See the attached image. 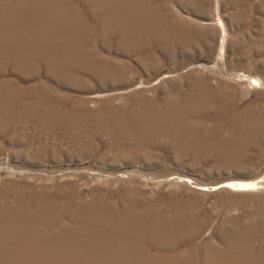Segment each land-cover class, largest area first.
<instances>
[{"label":"rangeland","instance_id":"obj_1","mask_svg":"<svg viewBox=\"0 0 264 264\" xmlns=\"http://www.w3.org/2000/svg\"><path fill=\"white\" fill-rule=\"evenodd\" d=\"M6 5L14 14L0 12V88L47 84L97 113H133L142 126L108 119L110 128L78 139L0 110L2 226L29 207L49 230L84 203L133 201L143 226L136 244L160 261L221 264L226 241L264 244V0H129L128 12L110 5L95 17L83 0ZM110 16L127 24L107 31L99 23ZM73 18L84 26L65 48L2 45L41 33L6 25L56 37ZM236 181L258 185H224Z\"/></svg>","mask_w":264,"mask_h":264},{"label":"bare ground","instance_id":"obj_2","mask_svg":"<svg viewBox=\"0 0 264 264\" xmlns=\"http://www.w3.org/2000/svg\"><path fill=\"white\" fill-rule=\"evenodd\" d=\"M83 1L91 5L94 17L97 12H100L105 6L107 9V6L110 5L122 4L123 9H126L127 12L130 10L129 0ZM9 10L10 7L7 8V5L0 8L1 14L8 20L14 14L13 12V14L9 13ZM77 13V11L74 12V14ZM73 20H77V22ZM127 21L124 18L116 19L110 16L102 19L99 24L107 31H112L125 26ZM81 26H84L82 18L64 21L58 35L52 37L54 34H47L46 28L43 26L33 28L23 25L16 28L6 25V31H16L21 35L33 30V32L41 33L29 42H23V39L12 42L1 41L2 45L10 48L16 45L20 47L25 45L35 49L42 45L44 50L48 48L58 50L59 45L68 46L70 40L76 39V31H79L78 28L81 29ZM0 28L4 31L2 25ZM57 29L59 30V28ZM19 62L23 61L19 60ZM252 80L256 81L253 78ZM27 93H31V96H28ZM88 104V100H77L70 96L60 97L51 88L49 89L47 84L16 85L13 80L0 88V110L4 115L9 114L14 117L15 121L30 119L57 125L59 130L72 129L78 139L80 135L86 136L92 129L110 128L106 125L110 123L108 119L115 121L122 130L128 124L132 125V130L141 125L133 113L127 121H124L116 109L109 110L110 105L97 113ZM79 125L82 126L80 129L75 127ZM78 139L76 138V140ZM224 185L247 189L258 185V182L236 181ZM98 202V205L84 203L79 207L76 206L77 208L70 214L69 222L62 221L49 230L46 229L49 227L48 225L43 226V229L40 223L44 222L37 221L38 210L36 208L29 207L24 212L22 211L23 219L21 216L19 219L17 212H9L12 222L6 226H2L0 223V264H184L185 256H178L176 261L170 259L160 261L151 254H144L140 241L136 244L141 237V231L137 225L143 227L142 223L138 221V218H141L140 215L135 214L138 213L135 209L138 208V204H134L132 201L134 206H131L125 201L120 206L113 207L106 201L99 200ZM128 222L131 223L132 230H129ZM172 224L174 225V223ZM147 234L145 233V235ZM242 240L235 237V240L226 241V255L223 256L221 264H264V244L258 245L257 250L253 245L248 246L247 249L242 244ZM185 264H191V262H185Z\"/></svg>","mask_w":264,"mask_h":264}]
</instances>
